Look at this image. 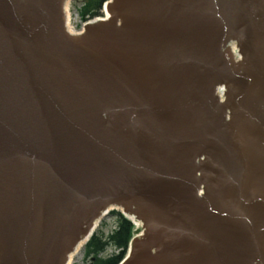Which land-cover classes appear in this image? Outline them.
Returning a JSON list of instances; mask_svg holds the SVG:
<instances>
[{"label":"water","instance_id":"obj_1","mask_svg":"<svg viewBox=\"0 0 264 264\" xmlns=\"http://www.w3.org/2000/svg\"><path fill=\"white\" fill-rule=\"evenodd\" d=\"M83 2L0 0V264H264V0Z\"/></svg>","mask_w":264,"mask_h":264},{"label":"trees","instance_id":"obj_2","mask_svg":"<svg viewBox=\"0 0 264 264\" xmlns=\"http://www.w3.org/2000/svg\"><path fill=\"white\" fill-rule=\"evenodd\" d=\"M107 0H84L83 7L80 10L82 19L94 16H100L103 4ZM112 214L116 215L114 229L105 237L93 234L86 244V256L94 255L92 264H119L124 258L129 241L133 235V224L125 218L121 213L112 210ZM108 246H112L117 252H113L107 256H100Z\"/></svg>","mask_w":264,"mask_h":264},{"label":"rangeland","instance_id":"obj_3","mask_svg":"<svg viewBox=\"0 0 264 264\" xmlns=\"http://www.w3.org/2000/svg\"><path fill=\"white\" fill-rule=\"evenodd\" d=\"M115 221H116V215L112 214V212L110 210L107 215H105L104 217H102L100 219V221H99V223H98V225L94 231V234H97V235L102 234L103 237L107 236L114 229ZM138 232H136V234ZM88 241H87V243H88ZM87 243L84 244V246L81 249V251L79 252V254H77L71 258L69 264H92L93 263L94 255L86 256V254H85V251H86L85 246ZM113 252H116V250L113 247L108 246L102 253H100V256H107Z\"/></svg>","mask_w":264,"mask_h":264},{"label":"bare ground","instance_id":"obj_4","mask_svg":"<svg viewBox=\"0 0 264 264\" xmlns=\"http://www.w3.org/2000/svg\"><path fill=\"white\" fill-rule=\"evenodd\" d=\"M119 211H120V210H119ZM107 214H108L107 211H103V212H102V214L100 215L99 219H98L97 222H96L95 227L89 232V234H88L87 236L84 237V239H82V240L79 242V244L76 246V248L70 253V255H69V257H68V262H67V264L70 263V260H71L72 257H74L75 255L79 254V252H80L81 249L83 248L84 244L87 243V241L90 239V237H91L92 234L94 233V231H95V229H96V227H97V225H98V223H99V220H100L102 217H104L105 215H107ZM126 215H127V217H128L129 219H131L132 221H134L136 224H138V225L142 224V225H143V223L140 222V221H138L137 219H135L133 215H129V214H126Z\"/></svg>","mask_w":264,"mask_h":264}]
</instances>
